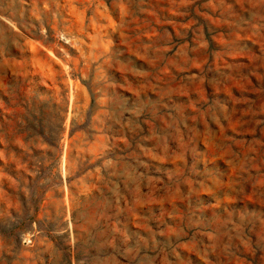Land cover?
<instances>
[{
  "label": "rangeland",
  "instance_id": "374dc122",
  "mask_svg": "<svg viewBox=\"0 0 264 264\" xmlns=\"http://www.w3.org/2000/svg\"><path fill=\"white\" fill-rule=\"evenodd\" d=\"M48 253L264 264V0H0V264Z\"/></svg>",
  "mask_w": 264,
  "mask_h": 264
},
{
  "label": "water",
  "instance_id": "95a60500",
  "mask_svg": "<svg viewBox=\"0 0 264 264\" xmlns=\"http://www.w3.org/2000/svg\"><path fill=\"white\" fill-rule=\"evenodd\" d=\"M53 263V256L51 254L45 255V264H52Z\"/></svg>",
  "mask_w": 264,
  "mask_h": 264
},
{
  "label": "trees",
  "instance_id": "16d2710c",
  "mask_svg": "<svg viewBox=\"0 0 264 264\" xmlns=\"http://www.w3.org/2000/svg\"><path fill=\"white\" fill-rule=\"evenodd\" d=\"M72 136V135H71Z\"/></svg>",
  "mask_w": 264,
  "mask_h": 264
}]
</instances>
